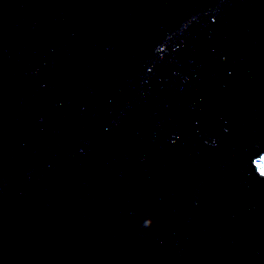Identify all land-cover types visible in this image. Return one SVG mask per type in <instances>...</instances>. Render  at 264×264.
<instances>
[{
	"label": "water",
	"instance_id": "obj_1",
	"mask_svg": "<svg viewBox=\"0 0 264 264\" xmlns=\"http://www.w3.org/2000/svg\"><path fill=\"white\" fill-rule=\"evenodd\" d=\"M264 0H0V264H264Z\"/></svg>",
	"mask_w": 264,
	"mask_h": 264
},
{
	"label": "rangeland",
	"instance_id": "obj_2",
	"mask_svg": "<svg viewBox=\"0 0 264 264\" xmlns=\"http://www.w3.org/2000/svg\"><path fill=\"white\" fill-rule=\"evenodd\" d=\"M264 165V164H263Z\"/></svg>",
	"mask_w": 264,
	"mask_h": 264
}]
</instances>
